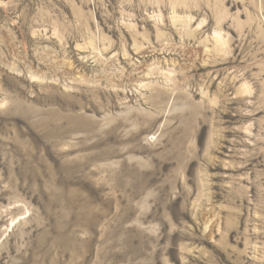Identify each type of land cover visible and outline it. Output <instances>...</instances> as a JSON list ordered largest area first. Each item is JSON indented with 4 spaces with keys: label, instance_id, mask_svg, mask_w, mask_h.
I'll return each instance as SVG.
<instances>
[{
    "label": "rangeland",
    "instance_id": "374dc122",
    "mask_svg": "<svg viewBox=\"0 0 264 264\" xmlns=\"http://www.w3.org/2000/svg\"><path fill=\"white\" fill-rule=\"evenodd\" d=\"M0 264H264V0H0Z\"/></svg>",
    "mask_w": 264,
    "mask_h": 264
}]
</instances>
